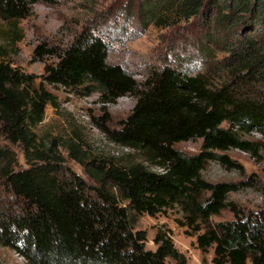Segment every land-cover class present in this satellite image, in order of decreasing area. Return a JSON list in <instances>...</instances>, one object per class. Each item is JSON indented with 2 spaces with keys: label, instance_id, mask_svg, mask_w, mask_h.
Returning a JSON list of instances; mask_svg holds the SVG:
<instances>
[{
  "label": "trees",
  "instance_id": "trees-1",
  "mask_svg": "<svg viewBox=\"0 0 264 264\" xmlns=\"http://www.w3.org/2000/svg\"><path fill=\"white\" fill-rule=\"evenodd\" d=\"M54 1L0 0V18L15 25L31 16L35 4ZM138 11L146 24L202 13L207 18L211 12L221 28L239 32L248 25L264 33V0H140ZM254 34L240 35L216 67L166 62L152 66L142 80L109 61V45L94 30L84 29L64 47L38 44L32 56L45 64L42 74L14 66L0 46V129L23 146L28 162L4 171L16 201L0 206V244L30 264H186L170 228L157 230L155 249L146 247V231L137 229L143 215L177 211L178 224L196 235L201 252L213 249V264H264V210L244 211L230 200L241 183L212 182L203 174L211 161L241 167L219 151L264 146L243 136L254 130L264 137V97L249 88L264 86V38ZM48 56L56 61L48 63ZM45 83L98 93L105 104L134 98L117 126L104 125L107 112L94 119L109 142L129 151H83L75 134L78 142L63 146L90 180L65 169L56 152L59 139L41 148L36 133L55 103ZM198 139L203 144L196 154L176 147ZM226 208L234 218L214 221Z\"/></svg>",
  "mask_w": 264,
  "mask_h": 264
},
{
  "label": "rangeland",
  "instance_id": "rangeland-1",
  "mask_svg": "<svg viewBox=\"0 0 264 264\" xmlns=\"http://www.w3.org/2000/svg\"><path fill=\"white\" fill-rule=\"evenodd\" d=\"M140 0H55L54 3L39 2L33 6L29 18L17 24L0 18V46L7 53L14 66L22 70L44 73L45 64L33 59V51L38 44L67 46L84 29L98 32L109 45V61L120 63L139 80L144 79L152 66L166 62L184 61L193 69L206 70L210 65L218 66L217 60L229 56L240 35L254 34L264 38L261 27L242 31L221 28L211 21V12L205 18L202 14L191 17L173 18L165 24L143 23L139 16ZM210 18V20H209ZM214 19V18H213ZM173 23V24H172ZM203 47V53L199 47ZM205 46L207 48H205ZM211 52V53H209ZM209 56V57H208ZM52 63L55 57L48 56ZM54 95L55 103L46 109L44 120L36 128L41 148H50L54 138L59 139L57 154L63 158L65 169L72 170L90 180L84 168L71 158L63 143L78 142L75 134L83 140L82 150L93 149L94 153L121 155L124 149L108 141L101 126L94 120H102L107 112L109 120L105 126L115 127L125 118L135 104L134 98L123 96L112 103L100 101L98 93L82 95L61 85L45 83ZM249 88L264 97L261 84ZM225 125H227L225 123ZM245 139L264 142L263 135L254 130L244 131ZM203 140L182 141L176 147L190 154L198 153ZM258 151L233 148L226 152L231 160L241 167H229L219 161H211L203 174L212 182L228 181L241 183V189L231 193L230 200L244 211L264 210V146L259 143ZM28 167L24 148L13 143L0 129V206L15 203L14 197L4 178L6 169ZM14 207V206H13ZM17 209H20L16 207ZM181 218L177 211H169L155 217L143 215L137 229L146 231V247L155 249L154 237L161 226L172 230L176 247L184 253L186 264H213V249L203 254L198 247L196 235L178 224ZM234 214L230 208L213 216L214 221L231 220ZM170 264H175L172 260ZM0 264H30L15 250L0 244ZM250 264V263H249Z\"/></svg>",
  "mask_w": 264,
  "mask_h": 264
}]
</instances>
